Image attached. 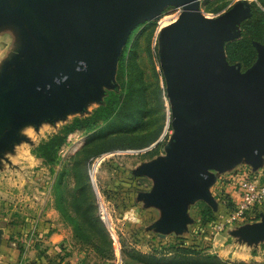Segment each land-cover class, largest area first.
I'll return each instance as SVG.
<instances>
[{
    "label": "water",
    "instance_id": "1",
    "mask_svg": "<svg viewBox=\"0 0 264 264\" xmlns=\"http://www.w3.org/2000/svg\"><path fill=\"white\" fill-rule=\"evenodd\" d=\"M203 1L1 0L0 21L14 20L25 37H38L43 55L21 50L0 80V159L20 141L22 126L49 119L53 110L83 109L103 85H113L135 30L181 7L160 35L173 142L168 159L146 173L158 181L150 195L164 213L158 226L178 236L188 232V201L214 204L216 173L242 160L255 171L264 164V46L254 43L258 57L245 72L226 54V45L242 35L238 27L252 17L251 4L240 1L211 18ZM243 232L252 242H264V217Z\"/></svg>",
    "mask_w": 264,
    "mask_h": 264
},
{
    "label": "rangeland",
    "instance_id": "2",
    "mask_svg": "<svg viewBox=\"0 0 264 264\" xmlns=\"http://www.w3.org/2000/svg\"><path fill=\"white\" fill-rule=\"evenodd\" d=\"M240 1L251 4L252 12L257 8V0H204L202 10L209 17L215 18ZM208 2L211 3L210 9L224 7L219 13H209L206 12ZM161 22L162 18L150 21L135 30L122 51L113 85H103L98 97L87 101L83 109L67 112L53 110L49 119L22 126L18 132L20 141L4 150L3 158L0 159V187L5 190L6 198L0 195V206L5 207L4 212L0 213L7 215L11 225L17 227L18 234L14 237H18L16 240L23 246L35 251V258L40 259L39 264H155L156 261L149 257L161 258L164 249H169L178 242L188 247L195 246L196 249L205 251V254L218 256L229 264L252 261L264 263V242H252L243 232L245 228L262 222L264 215L252 212L244 220L225 223L228 219L225 209L228 199L233 200L236 205L239 183L249 172L252 175L263 172L264 164L255 171L251 163L242 160L227 171L216 173L217 180L210 187L215 203L188 201L190 224L183 237L185 239L179 240L182 237L177 233L164 232L158 226L164 213L161 207L150 202V195L157 189L158 181L146 173V170L168 159L175 131L172 106L160 60ZM243 23L238 27L241 33ZM38 44L43 43L38 37H25L22 26L14 20L0 21V80H4L7 65L21 50L29 55L42 56L43 50ZM123 63L134 69L138 67L143 73L149 110L145 121L152 125L151 129L147 124L146 128L126 136L136 140L154 133L157 125L162 124L163 130L158 140L147 148L114 150L86 163L87 171L83 169L86 177L82 181L90 185L89 202L95 205V216L99 217L101 225L93 232L79 236L74 222L79 216L71 208L76 187L81 181L76 177L74 165L77 160L82 161V150L90 138L99 134L112 136L113 132L106 129L102 131L108 124L101 122L100 127L93 132L76 131L70 134L60 151L58 163L51 166L37 158L34 150L75 118L91 116L104 104L109 92L120 93L123 83L119 81V77ZM99 131L102 132L98 133ZM65 172H69V175ZM60 180V189L64 192L68 208L66 211L60 210L61 204L57 202ZM44 188L46 191L50 188L51 192L42 194ZM46 197V200L53 203L52 208L58 210L57 219L66 233L65 240L56 246L45 242L50 227L45 230L42 224L49 223L46 217L48 214L38 219L41 203ZM207 207L213 212L212 221H207L211 214L204 221L203 213ZM161 234L168 236L163 238ZM86 237L89 239L85 240ZM92 239L94 240L91 241ZM94 242L96 246L92 245ZM140 256H147V262L142 261Z\"/></svg>",
    "mask_w": 264,
    "mask_h": 264
},
{
    "label": "trees",
    "instance_id": "3",
    "mask_svg": "<svg viewBox=\"0 0 264 264\" xmlns=\"http://www.w3.org/2000/svg\"><path fill=\"white\" fill-rule=\"evenodd\" d=\"M257 2V8L253 11L252 17L245 20L242 24L243 31L241 37L226 45L228 62L231 65L240 64L243 72L251 68L257 60L258 52L254 43H260L264 46V0H257ZM223 7L224 5L215 9H210L211 3L208 2L206 12L216 14L219 13ZM125 77L128 79L125 80ZM119 81L123 83L120 93L117 91L109 92L104 104L91 116L75 118L72 123L65 125L59 133L42 142L34 150V155L37 158L41 159L46 165L51 166L58 163L60 151L66 144L70 134L76 131L93 132L100 127L99 125L101 122L108 124L102 131L106 129L113 132L114 135L112 136H110L111 134H106V136L99 134L98 136L90 138L85 144V148L82 150V161L77 160L74 165L76 177L81 179V181L77 186L78 188L76 187L73 198L74 202L72 206L71 204L70 206L79 216L78 219L74 220L76 228L79 231V236L93 232L95 228H98V225H101L99 217L95 216V205L89 202L88 193H90V185L82 181L86 177L84 176V173L87 171L86 163L104 153L114 150H139L147 148L158 140L163 130L162 124L159 126L157 125L156 132L154 131V133L146 134L136 140H131L126 136L129 135V133H135L146 128L147 124L148 128L151 129L152 125L150 122L148 123L145 121L149 110L147 108L148 104L146 101L147 96L145 94L146 87L143 80V73L138 67L134 69L131 65L125 66L123 63L120 68ZM82 165H84V168H82ZM65 174L68 176L69 172H65ZM65 174L63 177H65ZM61 184L62 180H60L57 187V202L61 204L60 210L66 211L68 208L65 203L66 199H64V192L60 189ZM234 208L235 204L233 200L229 198L228 204L225 207L228 216L231 215ZM262 212H264V208L260 210V213ZM208 214H211V217L207 221H212L213 212L209 207H207L203 213L204 221ZM88 239V237L85 238V240ZM178 239L181 240L185 238L182 237ZM93 240L94 239L91 241ZM92 245L96 246V242ZM161 255V258H158V256L149 258H153L156 261L155 264H229L218 256L205 254V251L198 250L195 246L188 247L179 242L172 245L169 249H164ZM140 259L147 262V256H140ZM237 264L264 263L252 261L239 262Z\"/></svg>",
    "mask_w": 264,
    "mask_h": 264
},
{
    "label": "crops",
    "instance_id": "4",
    "mask_svg": "<svg viewBox=\"0 0 264 264\" xmlns=\"http://www.w3.org/2000/svg\"><path fill=\"white\" fill-rule=\"evenodd\" d=\"M0 173H2V170H0ZM1 189L2 187H0V195H4L6 198L4 192L5 190L3 191ZM50 192V188L47 191L44 188V191L41 193L49 194ZM46 199L47 197L41 203L38 219L44 218L48 214L46 217L47 220H49V223L42 224V228H45V230L48 226L50 227L49 233L45 237V242L47 245L56 246L65 240L66 233L62 228V224L59 222V219H57L59 215L58 210L56 208H52L53 203L49 201V199ZM4 210L5 207L0 206V211L4 212ZM7 217V215L0 213V229L4 230L2 240L0 242V264H39L40 259L35 258V251L30 250L27 246H23L16 240L18 237L14 236L18 234V229L17 227L14 228L11 225V222H9L10 220H8ZM16 222L18 223V221ZM186 233L179 236L185 237Z\"/></svg>",
    "mask_w": 264,
    "mask_h": 264
},
{
    "label": "built area",
    "instance_id": "5",
    "mask_svg": "<svg viewBox=\"0 0 264 264\" xmlns=\"http://www.w3.org/2000/svg\"><path fill=\"white\" fill-rule=\"evenodd\" d=\"M170 10L173 11L169 12ZM182 12L183 9L181 7L167 9L162 17L161 28L177 20ZM249 173L239 183V195L236 205L234 211L228 216L226 224L244 220L252 212L259 214L260 210L264 208V171L258 172L257 175ZM260 215L263 216L264 212L260 213Z\"/></svg>",
    "mask_w": 264,
    "mask_h": 264
},
{
    "label": "flooded vegetation",
    "instance_id": "6",
    "mask_svg": "<svg viewBox=\"0 0 264 264\" xmlns=\"http://www.w3.org/2000/svg\"><path fill=\"white\" fill-rule=\"evenodd\" d=\"M173 10H170L169 12H172Z\"/></svg>",
    "mask_w": 264,
    "mask_h": 264
}]
</instances>
